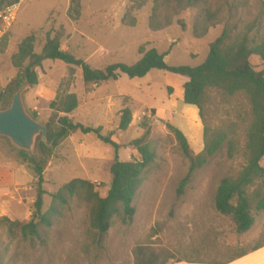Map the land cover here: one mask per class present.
Instances as JSON below:
<instances>
[{"label": "rangeland", "instance_id": "1", "mask_svg": "<svg viewBox=\"0 0 264 264\" xmlns=\"http://www.w3.org/2000/svg\"><path fill=\"white\" fill-rule=\"evenodd\" d=\"M138 1L81 0L80 18L74 21L67 15L70 0H23L5 50L0 51V91L18 74L11 58L18 51L19 43L32 33L39 34L36 52L40 53L47 33L54 37L62 32V49L84 60L93 69L102 70L115 63L135 64L142 58L141 46L145 50L155 48L160 53L169 52L165 60L170 66L197 67L206 60L210 44L224 28V24H220L211 28L204 38L197 39L194 25L202 16V7L210 6L215 10L225 2L230 4L236 0H208L205 5L181 10L172 14L171 25L160 31L151 30L149 25L153 0H146L141 8H135ZM246 3V7L239 8V16L251 21L257 16L259 6L254 0H246ZM127 13L135 19L134 27L124 24ZM223 14L227 17L226 12ZM180 23L185 27L182 28ZM251 62L258 70L262 69L258 57H252ZM72 70L74 77L70 80ZM37 72L40 85L77 95L79 107L71 118L87 127H102L104 135L113 134L112 139L121 146V161L141 160L137 150L129 144L144 135L142 124L146 121L150 128L147 142L156 152V160L143 175V183L134 200L136 215L133 222L123 225L116 219L102 244L98 243L96 232L90 226V206L74 200L55 220L42 241L10 239L5 229L0 230L2 246L6 250L4 264H168L176 259L225 260L241 249L264 241V211H256L254 204L255 224L243 235L237 233L230 218L215 208V194L221 180L237 177L247 164L245 147L251 117L245 97L227 102L219 91H212L204 112V124L198 108L185 104L179 94L187 79L181 75L154 69L143 78L132 79L122 74L115 81L88 86L80 67H71L61 61L47 60ZM68 79L70 85L62 83ZM37 87L24 90V102L29 113L30 105L40 110L42 115L37 116V120L44 124L50 112L52 115L54 112L37 94ZM125 107L132 110L133 120L129 129L123 132L119 130V123L121 110ZM151 110H155V114ZM168 123L185 134L195 154L204 150L205 127L214 131L235 124L237 152L230 159L228 147L224 145L195 173L193 181L180 196L177 190L188 174V160L167 128ZM38 144L39 138L31 155L38 157ZM59 147L53 166L49 163L44 174V211L51 205V194L74 179L94 183L96 191L105 197L112 182L110 167L114 149L95 135L81 132L70 135ZM8 148L14 153L10 141L0 138V150L7 151ZM9 154L17 159L14 154ZM261 165L264 167V158ZM5 166L16 172L20 187L15 191L10 188L7 190L9 195L0 197V215L28 221L33 209L24 194L34 182L33 170L20 174L16 161L0 152V168ZM260 187L264 192V180L258 181L255 188ZM36 194L37 183L32 192L35 199ZM21 195L25 202L20 200Z\"/></svg>", "mask_w": 264, "mask_h": 264}, {"label": "trees", "instance_id": "2", "mask_svg": "<svg viewBox=\"0 0 264 264\" xmlns=\"http://www.w3.org/2000/svg\"><path fill=\"white\" fill-rule=\"evenodd\" d=\"M20 1L0 0V10ZM206 1L208 0H153L149 21L151 30L160 31L170 26L172 14H177L187 8L198 7L201 4L205 5ZM254 1L259 6V12L251 21L239 16V8L247 6L246 0H236L230 4L225 2L223 6L215 10L210 6L202 7V16L194 25V35L197 39L204 38L211 28L220 24H224V28L220 36L210 44L206 60L197 67L170 66L165 60L169 52L160 53L155 48L145 50L141 46L139 53L142 58L135 64L115 63L102 70L93 69L84 60L62 49V32L54 37L47 33L40 53L36 52L39 34L32 33L19 43L18 51L11 58L13 67L19 72L0 91V110L11 105L14 95L21 87L26 86V89H29L39 85L37 70L47 60L61 61L71 67H80L84 83L88 86H100L108 81H115L122 74L132 79L143 78L154 69L184 76L188 79L184 84V102L198 108L204 124V112L212 91H219L227 102L239 96L245 97L250 105L251 117L245 147L247 164L237 177H225L221 180L215 194V208L221 215L232 220L238 234H246L255 224V218L252 215L253 204L256 211H264L263 188H255L258 181L264 180V167L261 165L264 158V1ZM145 2L146 0H139L135 8H141ZM224 12L227 13V17L223 14ZM67 15L71 20H79L81 0H70ZM123 22L130 27L135 26V19L130 16V13L125 15ZM180 24L182 28L185 27L183 23ZM7 37L2 43L1 52L5 50ZM254 56L259 58L261 70H258L251 62ZM73 77L74 71L72 70L69 79ZM69 79L62 83L67 82L70 85ZM78 107L79 99L76 94L62 93L58 90L56 98L49 104L54 115H51L44 123L48 128L47 142H43L39 137L38 157L15 147L14 153L9 152L14 154L19 162L30 165L37 180V194L32 206L31 218L24 222L12 220L7 216L0 217V230L5 229L10 239L19 237L44 240L55 220L63 215L64 209L69 207L74 200H80L90 206V226L96 232V239L100 244L105 240L116 219L120 220L123 225L133 222L136 215L134 200L143 183V175L156 160V152L147 142L150 135L149 125L145 121L142 124L145 129L144 135L129 144L137 150L141 160L121 161L119 157L121 146L112 139L113 134L104 135L102 127H87L73 121L71 115ZM151 112L155 114V110ZM32 116L37 119L36 114ZM132 120V110L129 107L122 109L119 130L127 131ZM235 126L233 124L214 131L205 127L204 150L195 154L185 134L173 124H167L183 156L188 160V174L180 182L178 195L184 194L187 186L193 181L195 173L203 168L209 158L217 154L224 145L228 147V157L234 158L237 152ZM76 132L85 135L93 134L98 140L114 149V161L110 167L112 175L110 188L107 195L102 197L96 191L94 183L84 179H74L63 184L58 191L51 194V205L44 211L45 171L55 150L66 138ZM251 189L254 190L250 193ZM262 246H264V241L258 242L249 249H241L227 258V261L243 257ZM5 254L6 250L2 246L0 237V264H4Z\"/></svg>", "mask_w": 264, "mask_h": 264}, {"label": "crops", "instance_id": "3", "mask_svg": "<svg viewBox=\"0 0 264 264\" xmlns=\"http://www.w3.org/2000/svg\"><path fill=\"white\" fill-rule=\"evenodd\" d=\"M187 81H188V79L183 81V83H182L183 87ZM37 88H38L37 94H39L40 98H42L44 101H46V103L48 105L56 98V95H57L56 89H54L50 86L40 85V84L38 85ZM175 93H176V90H174V95H175ZM179 94L184 99V90L180 91ZM23 99H24V96H23ZM30 113H35L38 117H40L42 115L40 110L36 106H33V105H30ZM51 115H52V112H50L49 118L51 117ZM56 150L54 152V156L52 158V161L50 162V167L53 166V164H54V159L57 155ZM0 152L5 154L8 158L14 159L16 161V163L20 166V169H19L20 174L24 175L27 172H32V169L30 168V166L28 164H24V163L19 162L12 155L9 154V152H10L9 148L7 149V151L0 150ZM36 181L37 180L34 177L33 184L29 185L26 188V190H25L26 193L24 194V196L25 195L27 196L30 206H33V203L35 201V197L32 196V192H33V187L36 184ZM19 187H20V185H18L16 172L10 166L1 167L0 168V197L9 195L7 190H10V188H12L11 190L14 189L13 191H15V190H18ZM20 200L22 202H25V199L23 198V196L20 198ZM30 215H31V213L29 212L28 217ZM0 217H1V215H0ZM168 264H264V246H262L261 248L255 250V251L248 253L247 255H245L243 257L234 259L232 261H227V259H225V260H210V261L196 262V261L177 260L176 259V260H171Z\"/></svg>", "mask_w": 264, "mask_h": 264}, {"label": "water", "instance_id": "4", "mask_svg": "<svg viewBox=\"0 0 264 264\" xmlns=\"http://www.w3.org/2000/svg\"><path fill=\"white\" fill-rule=\"evenodd\" d=\"M21 87L14 95L11 105L0 110V137L7 138L17 148L31 153L36 140L47 142L48 128L35 119L26 109Z\"/></svg>", "mask_w": 264, "mask_h": 264}, {"label": "built area", "instance_id": "5", "mask_svg": "<svg viewBox=\"0 0 264 264\" xmlns=\"http://www.w3.org/2000/svg\"><path fill=\"white\" fill-rule=\"evenodd\" d=\"M23 0L0 10V50L4 39L10 34Z\"/></svg>", "mask_w": 264, "mask_h": 264}]
</instances>
